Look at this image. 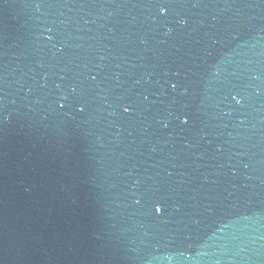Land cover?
<instances>
[{
  "label": "water",
  "instance_id": "1",
  "mask_svg": "<svg viewBox=\"0 0 264 264\" xmlns=\"http://www.w3.org/2000/svg\"><path fill=\"white\" fill-rule=\"evenodd\" d=\"M0 264H264V0H91Z\"/></svg>",
  "mask_w": 264,
  "mask_h": 264
}]
</instances>
